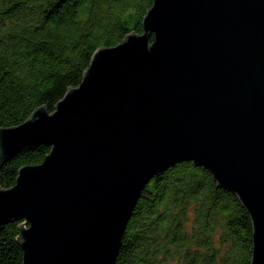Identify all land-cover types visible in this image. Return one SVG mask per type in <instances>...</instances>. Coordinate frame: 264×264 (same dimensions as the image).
Returning a JSON list of instances; mask_svg holds the SVG:
<instances>
[{"label": "water", "instance_id": "water-1", "mask_svg": "<svg viewBox=\"0 0 264 264\" xmlns=\"http://www.w3.org/2000/svg\"><path fill=\"white\" fill-rule=\"evenodd\" d=\"M40 143L43 160L0 187L22 264H118L145 185L181 161L235 194L264 264V0H153L142 32L97 48L52 111L0 127V166Z\"/></svg>", "mask_w": 264, "mask_h": 264}, {"label": "trees", "instance_id": "trees-1", "mask_svg": "<svg viewBox=\"0 0 264 264\" xmlns=\"http://www.w3.org/2000/svg\"><path fill=\"white\" fill-rule=\"evenodd\" d=\"M153 0H0V127L40 105L49 111L79 85L93 52L142 32ZM152 39V37H151ZM49 147L28 144L0 166V187ZM0 228V264H22L18 226ZM247 211L212 173L177 162L145 185L122 235L118 264H250Z\"/></svg>", "mask_w": 264, "mask_h": 264}]
</instances>
